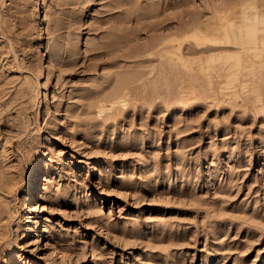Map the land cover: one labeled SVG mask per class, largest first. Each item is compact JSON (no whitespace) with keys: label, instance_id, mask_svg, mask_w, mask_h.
<instances>
[{"label":"rangeland","instance_id":"obj_1","mask_svg":"<svg viewBox=\"0 0 264 264\" xmlns=\"http://www.w3.org/2000/svg\"><path fill=\"white\" fill-rule=\"evenodd\" d=\"M164 1L0 0V264H264V0Z\"/></svg>","mask_w":264,"mask_h":264},{"label":"bare ground","instance_id":"obj_2","mask_svg":"<svg viewBox=\"0 0 264 264\" xmlns=\"http://www.w3.org/2000/svg\"><path fill=\"white\" fill-rule=\"evenodd\" d=\"M144 1V0H143ZM146 1V0H145ZM184 1V0H183ZM187 1V0H186ZM186 1L185 2H183V3H186ZM129 2V1H128ZM155 2H156V4L158 5L157 6V8H158V13L160 14L161 13V11H163V9H164V7H165V1L164 0H155ZM188 2V1H187ZM176 3H182V0L179 2V1H177ZM192 3V2H191ZM148 4V3H147ZM194 4V3H193ZM192 5V4H191ZM129 6V5H128ZM189 6V5H188ZM118 7H119V5H118ZM147 7V6H146ZM167 8V7H166ZM129 10V11H128ZM118 12H124V16L123 17H120L119 18V20H118V22H120L121 24L122 23H128V22H133V23H135V30H137V33H134L135 35L132 37V36H127V35H125L124 37L123 36H121L122 37V40H123V42H127V41H130V40H133V39H137L138 38V35L139 34H142V33H144V32H142V30H146L147 29V27H148V25L150 24L149 22H148V12H147V10L144 8V7H142V6H136L135 8H121V9H118ZM203 12V11H202ZM120 14V13H119ZM158 15V14H157ZM179 15V14H178ZM196 20H197V17L195 18ZM193 20V18H191V19H189V21H186L185 22V24L184 25H182L181 27H179V28H177L175 31H174V37H175V39H177V46H176V48L175 49H173V50H169L168 49V47L166 48V47H163V44H164V42H166V40H164V41H162L161 43H160V46L162 45V47L160 48V49H158V52H157V54H158V56H162V54L163 55H168V57H182V53L179 51L178 52V50H180V45H181V43H182V39L181 40H179L180 39V37L181 36H179L180 34L181 35H183V40H185V41H189L190 39H196V35H197V32H198V30H199V28H198V26H196V20ZM158 22V21H157ZM156 22V23H157ZM162 22V19L160 20V23ZM177 22V21H176ZM155 23V24H156ZM159 23V24H160ZM124 24H122V25H124ZM159 24L157 25L156 24V27L157 28H159V27H167L166 26V24H161L160 26H159ZM125 27V26H124ZM113 28L114 29H116V28H118V29H120V28H123V27H120L119 25L118 26H113ZM156 28V29H157ZM185 44H187V48H188V52L189 53H193L194 51H197V47H194L192 44H190V43H185ZM156 45H158V44H154L153 43V45H152V49L153 50H155L154 48L156 47ZM228 46V45H227ZM157 48V47H156ZM164 48H166V49H164ZM146 49V48H145ZM186 49V48H185ZM164 50V51H163ZM185 51V50H184ZM139 52V51H138ZM150 54H152V53H155V51H152V50H150V51H148ZM160 52H163V53H161L160 54ZM187 52V53H188ZM111 53V52H110ZM124 74V73H123ZM126 75V74H125ZM129 75V74H128ZM127 76V75H126ZM123 78H124V76H123ZM127 80V79H126ZM124 82V81H123ZM120 85V84H119ZM115 88V87H114ZM117 88V87H116ZM44 166L42 165V163H39L38 164V166H37V169H38V171L35 173V176H34V178H33V187H32V189H31V193H33L35 190V187H36V183L35 182H37V181H39L40 180V177H39V171L43 168Z\"/></svg>","mask_w":264,"mask_h":264}]
</instances>
